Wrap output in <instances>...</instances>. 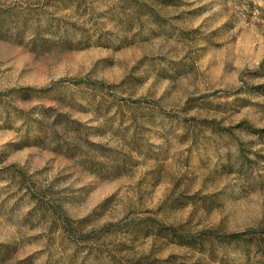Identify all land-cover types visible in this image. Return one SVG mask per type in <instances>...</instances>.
I'll return each instance as SVG.
<instances>
[{
    "label": "rangeland",
    "instance_id": "1",
    "mask_svg": "<svg viewBox=\"0 0 264 264\" xmlns=\"http://www.w3.org/2000/svg\"><path fill=\"white\" fill-rule=\"evenodd\" d=\"M0 264H264V0H0Z\"/></svg>",
    "mask_w": 264,
    "mask_h": 264
},
{
    "label": "trees",
    "instance_id": "2",
    "mask_svg": "<svg viewBox=\"0 0 264 264\" xmlns=\"http://www.w3.org/2000/svg\"><path fill=\"white\" fill-rule=\"evenodd\" d=\"M238 236V235H237Z\"/></svg>",
    "mask_w": 264,
    "mask_h": 264
}]
</instances>
